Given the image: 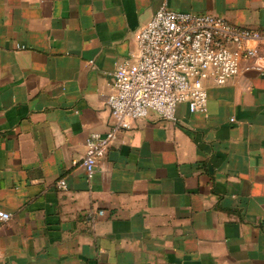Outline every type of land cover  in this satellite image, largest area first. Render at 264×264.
Masks as SVG:
<instances>
[{"label": "crops", "instance_id": "crops-1", "mask_svg": "<svg viewBox=\"0 0 264 264\" xmlns=\"http://www.w3.org/2000/svg\"><path fill=\"white\" fill-rule=\"evenodd\" d=\"M162 4L264 32V0H0V264H264L262 74L149 112L83 176L109 74Z\"/></svg>", "mask_w": 264, "mask_h": 264}, {"label": "built area", "instance_id": "built-area-1", "mask_svg": "<svg viewBox=\"0 0 264 264\" xmlns=\"http://www.w3.org/2000/svg\"><path fill=\"white\" fill-rule=\"evenodd\" d=\"M135 43L128 60L109 74L106 107L112 126L105 134L93 133L85 140L81 169L87 182L116 133L131 129L149 112L175 121L177 106L185 103L190 113H204L205 83L221 87L242 73L264 75V32L240 30L207 13L175 12L162 4L140 28ZM57 187L66 189L65 181ZM10 218L0 210V221Z\"/></svg>", "mask_w": 264, "mask_h": 264}]
</instances>
